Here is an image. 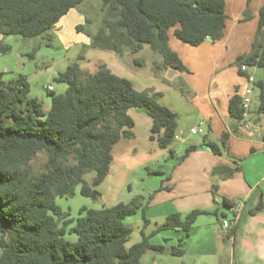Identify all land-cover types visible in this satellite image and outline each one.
I'll return each instance as SVG.
<instances>
[{
	"label": "trees",
	"instance_id": "trees-1",
	"mask_svg": "<svg viewBox=\"0 0 264 264\" xmlns=\"http://www.w3.org/2000/svg\"><path fill=\"white\" fill-rule=\"evenodd\" d=\"M83 1L0 0V35L41 36ZM102 1L107 17L113 20L107 24L117 26V33L135 41L134 51L146 43L160 42L165 68L187 69L169 45L171 30L192 46L207 39L219 41L225 34L226 0ZM97 36L99 40L93 45L112 46L103 30ZM9 50V45L0 43V52ZM237 65L241 74L245 72L243 65L264 71V6L259 11L252 50L239 56ZM57 80L67 88L63 93H53L47 114L42 103L29 96L26 76L19 75L8 84L0 81V264H141L149 250L182 255L183 250L177 247L151 244L144 232L140 242L127 247L133 230L125 219L142 211L147 221L145 211L152 195L148 199L136 195L108 207H82L76 219L69 218L56 203V197L73 196L78 185L85 196L99 195L95 187L110 173L114 144L122 137H133L135 122L130 108L151 116V138L161 148H170L175 142L178 114L159 101L160 93L137 90L131 80L106 65L91 73L75 62ZM254 85L259 103L251 110V118L262 123L264 78ZM242 100L234 94L229 102L235 133L243 120ZM230 135H222L223 147ZM203 145L215 153L223 152L207 139ZM197 148L190 145L182 158ZM41 155L44 161L37 166ZM89 173H93L90 182L86 179ZM224 203L232 205L229 200ZM263 207L260 202L252 212ZM203 213L209 212L196 209L185 218L171 213L159 230L188 232ZM235 232L236 225L230 228L229 236ZM68 233H75L77 239H67Z\"/></svg>",
	"mask_w": 264,
	"mask_h": 264
},
{
	"label": "crops",
	"instance_id": "crops-1",
	"mask_svg": "<svg viewBox=\"0 0 264 264\" xmlns=\"http://www.w3.org/2000/svg\"><path fill=\"white\" fill-rule=\"evenodd\" d=\"M263 6L264 0H226L224 37L216 42L207 39L196 46L204 47L214 58H226L224 64L230 66L231 70H178L179 77L199 76L192 80V85L194 96L197 95L196 91L202 96V107H196L200 123L208 125L210 134L220 142L225 132L231 133L224 146L229 157L225 156V152H213L203 145L204 141L187 143L185 130L179 123L177 135L180 138L170 148H161L157 140L151 138V116L143 110L130 108L129 114L135 122L131 129L133 137H122L114 144L110 173L97 186L104 185L110 177L113 179L110 188H107L112 205L128 202L137 194L146 199L152 195L145 211L147 221L142 222L145 225L142 232L153 245L177 247L184 252L182 255L171 254L176 258L167 264H264V207L252 212L260 202L264 205V135L251 137L239 129L237 133L233 132L235 122L229 112L231 97L234 94L243 97L250 85L248 77L252 74L249 68L241 74L239 66L235 67L234 64H237L239 56L251 52L258 29L259 11ZM171 35H174L173 30L170 31L169 40L171 49L187 66V59L182 53L188 50L187 46L176 40L173 42ZM108 66L110 70L113 69ZM99 68L87 66L85 69L96 73ZM154 92L161 94L159 99L163 105L177 113V107L181 106L180 98L173 105L165 100V91L156 89ZM190 145H197L198 148L182 158ZM123 161L127 162V167L123 166ZM164 161L168 169L159 172H163L167 178L159 183L155 180V184L147 183L145 178V184L141 186L144 168ZM98 192L96 197H107V190ZM236 199H242L244 207L235 234L229 236L231 227L224 228L222 223L225 218L230 219L232 213L224 202ZM196 209L209 213L199 215L188 232L182 229L159 230L169 214L177 212L185 218ZM220 215L224 218L220 219ZM140 238L141 241L143 234ZM126 245L130 247L128 242Z\"/></svg>",
	"mask_w": 264,
	"mask_h": 264
},
{
	"label": "rangeland",
	"instance_id": "rangeland-1",
	"mask_svg": "<svg viewBox=\"0 0 264 264\" xmlns=\"http://www.w3.org/2000/svg\"><path fill=\"white\" fill-rule=\"evenodd\" d=\"M112 21L107 17V10L103 7L102 0H84L63 16L50 31L41 36L26 38L21 35H0V43L10 46L9 51L0 52V81L8 84L19 75L26 76L30 84L29 96L37 98L47 114L52 106L53 93H63L67 88V84L58 81L57 77L69 65L78 62L82 69L86 70L87 66H102L107 63V67L110 68L108 66L110 65L113 68L111 70L117 72V75L131 80L137 90L142 89L139 91L161 89L166 92L165 100L170 101L173 105L180 98L181 106L177 107L178 123L185 130L184 135L187 143L203 142L205 139H210L222 148L226 157H229L221 142L213 134H210L208 125L204 122L200 123L201 119L196 107H202V96L198 91L194 96L195 91L192 85V80L199 76L190 75L191 77L183 78L179 77L180 71L177 69L163 67L164 58L159 49V41L146 43L138 51H134L136 42L117 33V26L111 27L110 24H107ZM80 26L82 29H79ZM102 30L108 37L109 43L112 40V46L100 47L92 44L97 39L99 40L97 34ZM171 36L173 42L176 40L190 50L182 52L188 63L186 70H231L230 66L224 64L226 58H214L204 47L192 46L180 41L174 35ZM120 39L125 40L120 41ZM114 45L117 48H114ZM172 45L174 44L172 43ZM36 47L38 49L34 52ZM230 51L229 49V53ZM234 66H238L236 62ZM248 68L249 73L254 76L256 81L264 78L263 69ZM49 87H52L53 90L50 91ZM258 103V90L255 89L252 95V108L255 109ZM197 126H201L203 132L194 135L191 133V129ZM171 159L172 157L169 161ZM232 160L236 159L232 158ZM43 161L44 156H39L36 165L39 166ZM122 164L127 167V162L123 161ZM166 168L165 161L145 167L142 171L144 176L140 179L141 186L145 184L143 183L145 178H147V183L154 184L155 180H158L159 183L162 179L167 178L163 172H157ZM92 176L93 173H89L86 175V179L91 181ZM112 183L113 179L110 177L104 185L96 187L97 191L107 190L106 198L96 197L95 194L85 196L81 193V185H78L73 196L56 197V203L64 214L69 213V218L76 219L82 207L102 208L112 205V200L108 195L110 192L107 189ZM222 207L227 208L224 205ZM142 214L143 212L139 211L138 215L130 216L125 221L133 230L128 246L135 244V241L140 242L145 227L142 223L145 222ZM222 218L224 217L220 215V219ZM66 237L72 241L77 239L75 233H68ZM175 258L168 253L149 250L143 255L141 264H167L172 263Z\"/></svg>",
	"mask_w": 264,
	"mask_h": 264
},
{
	"label": "built area",
	"instance_id": "built-area-1",
	"mask_svg": "<svg viewBox=\"0 0 264 264\" xmlns=\"http://www.w3.org/2000/svg\"><path fill=\"white\" fill-rule=\"evenodd\" d=\"M249 66L243 65L241 69L246 71ZM250 85L246 88L245 93L243 95L242 106L244 108L243 120L239 124V131L245 133L248 136H255L257 134L264 135V122L257 123L254 122L251 118V110H252V95L255 90V78L253 75H249L248 77ZM50 91L53 90L52 87L48 88ZM203 132V128L200 126L193 127L191 129V133L196 135ZM180 136L176 135L175 140L179 139ZM244 207V201L242 199H236L232 201V205L229 207L232 213V217L230 219L225 218L223 220L222 226L224 228H230L237 224L239 215L241 214Z\"/></svg>",
	"mask_w": 264,
	"mask_h": 264
}]
</instances>
